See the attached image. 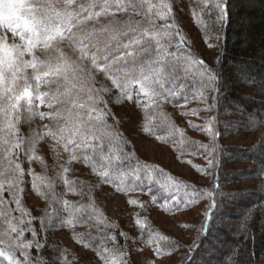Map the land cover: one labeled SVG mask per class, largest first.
<instances>
[{"label":"trees","instance_id":"1","mask_svg":"<svg viewBox=\"0 0 264 264\" xmlns=\"http://www.w3.org/2000/svg\"><path fill=\"white\" fill-rule=\"evenodd\" d=\"M166 2L172 4V19L168 22L179 30V34L172 31L173 46L169 50L175 52L182 63L185 59L191 63L190 85L178 90L189 93L188 102L177 94L161 98L145 109L132 101L117 99L116 90L105 96L113 114L108 123L113 124L114 131L119 134L117 139L123 141L125 152L132 154L127 161L128 168L137 162L140 165L141 179L135 181L134 176L127 175L117 181L119 190L112 182L101 180L89 164L79 159L65 164L66 153L59 158L55 153L51 164L36 159L38 162L30 166L32 181L35 176L46 177L48 182L36 180L33 189L37 196L35 205L29 210V219L31 227L37 230L35 239L39 241V248H30V257L46 260L48 264H98L96 253L101 247H118L127 253L130 264H184L183 247L173 248L168 240L149 241L163 235L187 246L197 238V229L204 223L205 214L210 213L208 241L219 249L217 256L235 250L242 264H247L249 258L253 264L264 260V145L261 144L264 141V0H227L229 15L223 25L214 22L215 17H203L201 26L193 17V12L199 11L198 0ZM181 35L185 44L177 49L175 45L180 42ZM199 60L218 73L220 92L212 94L216 99L211 111L203 110L208 107L207 103L192 98L202 91L196 83L199 79L196 61ZM96 75L98 84L105 83L101 74ZM204 95L209 93L205 91ZM133 96L136 97L135 92ZM141 102L147 101L141 97ZM193 109L201 111L198 115L183 114ZM41 110L37 102L36 111ZM213 117V131L219 133L214 152L192 151L201 143L209 148L212 145L211 136L193 128L192 124L206 125ZM40 121L34 118L31 128L43 132ZM249 125L252 130H246L245 126ZM21 131L28 133L29 125ZM236 134L252 135V140L245 145L225 142ZM135 136L170 147L184 162L191 159L193 163L206 156L214 160L216 166L205 168L193 163L194 173L176 174L165 165L148 163L140 157L134 144ZM61 164L68 168L67 173ZM243 164L245 166L241 167ZM197 167L206 169L210 176L197 171ZM65 178L73 182L71 191L64 183ZM49 181L52 187L45 189L41 183L49 185ZM134 185L139 186L130 190ZM192 186L203 193L194 202ZM120 195H130L131 200L139 203L132 204L129 200L128 207L122 205L110 210L106 204ZM174 196L188 201V206L169 210ZM213 199L214 208L210 207ZM65 200L69 202L67 207L63 204ZM41 219L44 223H40ZM69 219L73 221L71 225ZM66 230L74 231V243L81 252L75 253L74 248L63 242L59 234ZM105 236H115L116 240L107 242ZM26 238L27 241L33 239L30 231L26 232ZM208 241L193 253L197 259L204 248L210 247ZM157 243L165 249H173L172 254L166 252L157 257Z\"/></svg>","mask_w":264,"mask_h":264},{"label":"snow or ice","instance_id":"2","mask_svg":"<svg viewBox=\"0 0 264 264\" xmlns=\"http://www.w3.org/2000/svg\"><path fill=\"white\" fill-rule=\"evenodd\" d=\"M0 3L4 5L0 9V29L4 30L0 34V218L4 222L0 230V264L4 261L7 264H33L34 261L48 264L29 255L30 248H39V241L35 239L37 230L31 227L32 221L24 219L30 213L21 207L20 200L21 185L31 171L23 165L34 159L43 163L36 156L37 142L45 137L51 139L54 141L52 151L58 158L67 154L65 164L79 159L89 164L105 183L112 182L117 190V181L127 175L139 181V162L128 168L127 161L132 154L125 152L123 141L117 139L119 134L113 124L108 123L113 114L105 96L116 90L117 99L132 101L145 109L161 98L177 94L188 102L189 93L178 90L190 85L191 63L187 59L182 63L176 53L169 50L173 46L172 31L179 34V30L168 22L172 19V4L166 0L158 3L154 0H0ZM197 8L199 11L193 12V17L198 26L202 25L203 17H215L214 22L221 25L228 19L227 0H198ZM183 44L185 40L181 35L175 47L179 49ZM196 63L199 64L196 83L202 91L192 98L207 103L208 107L203 110L211 111L216 99L212 94L220 92L218 73L202 60ZM97 73L105 83L98 84ZM205 91L208 96L204 95ZM141 97L147 102L142 103ZM37 102L49 111L37 112ZM199 111L193 109L183 114L198 115ZM37 116L42 122L47 121L42 124L43 132L31 128ZM214 119L210 118L206 125L192 124L212 138L210 148L201 143L192 151L214 152L219 135L213 131ZM24 125H29L28 133L21 131ZM245 128L252 130L251 125ZM261 144L264 145V141ZM65 164L60 167L67 173ZM209 165L216 166L214 160H210ZM196 170L207 171L201 167ZM43 179L34 176L33 188L36 180ZM64 183L71 191L73 182L65 178ZM49 187H52L51 181ZM200 195L203 193L192 186V201ZM209 195L214 196V193ZM68 203L63 201L65 207ZM130 203L139 202L131 200ZM153 203H156L155 198ZM171 203L169 210L177 211L181 206L187 207L189 202L174 196ZM9 204L15 207L9 210ZM215 206L213 199L210 207ZM16 211L20 215L14 217L12 213ZM210 220L211 214L206 213L204 223L197 229V238L187 246L163 235L149 242L168 240L173 248L183 247L184 264H242L235 250L217 257L219 249L208 241ZM72 222L68 220L70 225ZM26 231L31 232L32 240H24ZM104 240L114 242L116 237L105 236ZM206 241L210 247L204 248L197 259L193 253L203 248ZM166 252L172 254L173 249H165L157 243L156 256ZM96 254L98 264H130L127 253L118 247H101ZM247 264H253L250 258ZM259 264H264V260Z\"/></svg>","mask_w":264,"mask_h":264},{"label":"rangeland","instance_id":"3","mask_svg":"<svg viewBox=\"0 0 264 264\" xmlns=\"http://www.w3.org/2000/svg\"><path fill=\"white\" fill-rule=\"evenodd\" d=\"M4 5L2 3H0V9H3ZM4 30L0 29V34H3ZM136 89L138 90V85L136 86ZM136 94V93H135ZM41 111L47 112L49 111V109H43ZM38 121H40L37 117H35ZM43 123H47V121H40V124L42 125ZM23 127H26V125H24ZM42 129V127H41ZM44 131V129H42ZM255 138V137H254ZM135 141L134 144L136 146L137 151L140 153L139 156L142 157L146 162L148 163H152L155 165H165L167 166L170 170H172L173 172H175L176 174L179 175H184V174H192L193 169V163L197 164L198 166H205V168H207L209 166V158H207L206 156L202 157L199 160H195L191 161V159H188V161H191V164L188 163V161L184 162V159L179 156H177V154L171 150L170 147H167L163 144H159L156 141H150L147 140L143 137H134ZM252 140V135L249 136H245L242 134H236L233 137H231L230 139L226 140L225 142L227 144H238V145H245V144H249ZM54 147V142L51 141L50 139L44 138L42 140H40L39 142H37V144L35 145V148L38 149V152L36 153V156L40 157L43 162H49L50 164L52 162V157L54 156V152L52 151V148ZM38 161L35 160H31L29 163H25L23 165V167L28 170L30 169V166L33 165L34 163H37ZM72 163V162H71ZM45 164V163H44ZM245 164L241 165V167H244ZM39 170V172L42 169H37ZM207 173L204 172V175L206 176H210L208 174V171H206ZM31 171H28L26 176H25V182L26 185L24 184L22 186L23 188V192L20 193V200H21V207L25 210L26 213H29L30 208L32 209L33 205H35L33 202H35L36 197H35V192H34V188L32 186L33 181L31 179ZM53 178L56 180V174L53 175ZM206 178V177H205ZM47 181V178H44ZM200 180L203 181V179L201 178ZM206 180V179H205ZM209 180V179H207ZM48 182V181H47ZM207 182V181H206ZM41 185L44 186L45 189H47V187L49 186L48 184H42ZM38 194V193H37ZM37 196V195H36ZM5 202L7 203L8 201V197L5 196L4 197ZM129 200L131 201V196L128 195H120V197L118 198H113L110 201H108V203L106 205H108V208L112 211H114V207H118V206H125L128 207L129 204ZM15 205L13 204H9L8 208L9 210H11L12 208H14ZM12 215L15 216H19L20 213L18 211L13 212ZM31 216V215H30ZM29 216L24 217V219L29 220ZM3 219L0 218V230H2L3 228ZM170 226L176 231L178 232H182L183 230L179 229L178 227L175 228V226H173V224H170ZM27 232V231H26ZM26 232L24 234V240L27 241L26 238ZM61 236V238L63 239L64 243H68L69 246L71 248H74V252H81L82 249L79 248L78 246H75L74 243V239H75V234L73 230H66L62 233L59 234ZM29 251V250H28ZM17 255H19V253H17ZM219 257V256H217ZM3 264H7L6 261L3 262ZM156 264H165L164 262H157Z\"/></svg>","mask_w":264,"mask_h":264}]
</instances>
